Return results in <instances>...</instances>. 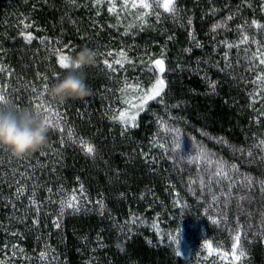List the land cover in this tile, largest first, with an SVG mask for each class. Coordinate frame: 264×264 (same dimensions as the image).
Masks as SVG:
<instances>
[{"label": "trees", "instance_id": "obj_1", "mask_svg": "<svg viewBox=\"0 0 264 264\" xmlns=\"http://www.w3.org/2000/svg\"><path fill=\"white\" fill-rule=\"evenodd\" d=\"M87 1L0 0V95L44 118L58 110L64 127L51 123L47 146L23 158L0 148V262L223 264L206 259L196 229L205 219L204 239L230 241L192 193L196 168L188 166L182 146L175 161L166 147L179 130L228 159L246 188L236 196L247 194L251 210L264 217V195L259 200L250 190V183L264 182V80H256V69L235 48L243 27L256 28L264 47V27L252 23L264 26V0H174L179 20L150 14L128 32L108 22V7L97 15ZM112 46L124 53L120 71L104 63L112 65L114 54L113 61L101 55ZM84 47L96 52L94 65L77 70L92 95L55 101L50 88L73 70L60 65V55L71 61ZM157 59L164 61L163 73ZM126 79L145 90L165 81L135 127H125L139 103L123 102ZM72 200L76 206L63 211ZM258 231L246 234V256L230 264H264V231ZM178 247L184 255L176 254Z\"/></svg>", "mask_w": 264, "mask_h": 264}, {"label": "rangeland", "instance_id": "obj_2", "mask_svg": "<svg viewBox=\"0 0 264 264\" xmlns=\"http://www.w3.org/2000/svg\"><path fill=\"white\" fill-rule=\"evenodd\" d=\"M95 1L96 0H93L92 6L94 7V10L95 8L98 9L96 14H103V11L100 9V7H108L109 13H107V11L105 13L104 11L106 18L110 19L108 22L111 23L114 21L116 24L119 23L122 27H126V32H128L129 29L132 30L133 28H136L138 23L145 20L150 14H155L158 16V18L161 17L163 19H168V15H171V19L174 20L179 16L180 12L179 9L175 7V4V10L173 12L165 11L162 6L163 0H147V2L152 5L150 9H144L142 7L132 8L131 5L134 0H126L127 6H125V0H109L108 4H94ZM87 2H89V0ZM135 2L138 3V0H135ZM158 3L160 5L159 7L157 6ZM113 5L115 6V10L110 12L109 8ZM145 12H147L148 15H144ZM140 17L143 18L141 19ZM241 26L237 27V31L238 28H242ZM240 30V34L237 32L235 33V37H239V41L235 45V48H238L237 50L239 51V54H242L243 61L246 62L249 59V64L254 66V69H256L257 72H255V75L258 76L261 73H264L259 62L260 59H264V47L259 45V42H257L259 41V33L256 28L253 29L254 31L251 29H245L244 27ZM245 37H247V40L244 39ZM115 48L116 46H112L111 50L107 49L101 55H104L107 52L105 59H112V61L114 58L120 61L124 60L123 56L119 55L118 52H114ZM108 53H112V55H108ZM113 54L115 56L114 58H112ZM122 65L123 61H121L120 64L113 63L111 69L120 71L122 69ZM156 78L157 74L154 73L152 76H150V80H145L144 83L148 85L156 80ZM126 80H124V87H126L128 90L126 95L123 96V102H125V100H136L141 97L145 91V86L143 83L139 82L137 79ZM56 113H58L60 117L63 114L62 112H58V110ZM44 114L47 116L46 113ZM54 114L55 113H52L50 117H47L51 120V123H53L52 125L56 129L63 130V122H61V119L57 118V116ZM172 135L173 136L170 137L169 142V147L171 148L166 147V150L174 158L173 161H175L179 157L178 152L180 149L174 150L173 140L177 136V132L172 133ZM178 135L179 142L181 143L182 147L186 140L191 142L190 146L188 147V142L186 141L185 150L186 157L188 158V166L196 168L197 171V176H193L192 172L190 173L192 177L190 180L193 182L195 187L193 188L192 193L194 195L196 194V196L200 195L199 197L202 198V202H204V206H206L204 208L205 214L203 213L204 217L207 216L208 219H206L216 228H218L221 233L226 234L230 240L229 242L228 240L226 242V239L221 242H213V240L209 238L204 239L206 236V232H204L206 223L204 222L205 219H203L201 225L199 227L197 226L196 229L199 232V236H201L203 239V243L206 248V259H211L213 261L215 260L216 262H221L222 260L223 264H230V262L238 263L247 254L245 244L246 234L251 229L254 230L255 234H259L258 229L264 231V217L256 216V211L251 210L253 205L247 194L241 195L240 197L236 196V194L241 193L240 190L244 189L245 187H243L244 184H239L241 181L235 178L236 176L234 175L233 169H231L229 165L226 164L229 163L228 159H224L221 155H214V151H211L209 146L200 145L199 147L194 143L196 137H192L191 139L188 135L187 138H184L181 135L185 134L180 131L178 132ZM196 142L198 144L200 143L199 140ZM202 142H204V140ZM201 149H203V151H201ZM194 160L195 162H198L196 166L192 164L194 163ZM189 162H191V164ZM181 163H183V161H181ZM217 172L227 173V176L225 177L223 174L217 176ZM250 185V190L257 192L260 200L264 195V190L261 188L262 183L259 181H254L250 183ZM74 198L76 197L74 196ZM71 199H73V196ZM198 201L201 202L200 199H198ZM70 203L72 206H76L77 201L72 200ZM68 205L69 203H65L63 205V211H67ZM237 236H239L238 241L236 239ZM208 245H211V248H209ZM234 247L235 253H233ZM241 253H243V255H241ZM237 257H239V259H237Z\"/></svg>", "mask_w": 264, "mask_h": 264}, {"label": "clouds", "instance_id": "obj_3", "mask_svg": "<svg viewBox=\"0 0 264 264\" xmlns=\"http://www.w3.org/2000/svg\"><path fill=\"white\" fill-rule=\"evenodd\" d=\"M95 61L96 52L82 48L70 61L73 70L50 88L49 95L60 103L90 97L92 89L85 75L77 70L94 65ZM49 131L48 121L37 111L20 109L6 98L0 99V148L7 149L16 158H23L47 146Z\"/></svg>", "mask_w": 264, "mask_h": 264}, {"label": "snow or ice", "instance_id": "obj_4", "mask_svg": "<svg viewBox=\"0 0 264 264\" xmlns=\"http://www.w3.org/2000/svg\"><path fill=\"white\" fill-rule=\"evenodd\" d=\"M97 3H99V0H97ZM125 6H127V5H126V0H125ZM157 6H158V7L160 6L159 3L157 4ZM162 6H163L164 10H165V11H168V12H173V11L175 10V8H174V0H163V5H162ZM131 7H132V8L142 7V8H144V9H150V8L152 7V5L149 4V3L147 2V0H138V3L135 2V0H134V2L132 3ZM114 10H115V6H114V5H113L112 7L109 8V11H110V12H111V11H114ZM144 15H148V13L145 12ZM140 18L142 19L143 17H140ZM228 19H231V17H228ZM189 23H191V21H189ZM252 23H253L257 28L264 27V26L258 24L256 21H252ZM218 26H219V25H218ZM29 39H31L30 36H29ZM244 39L247 40V37H245ZM228 47H232V45H228ZM108 55H112V53H108ZM120 55H121V56H124V53L121 52ZM259 62H260V64H264V59H260ZM59 63H60V65H61L63 68H65V69L71 67V64H70V61H69V57L66 56V55H60ZM104 63H105L106 65H108L109 68L112 67V65L109 64L107 60L104 61ZM114 63L120 64L121 61H120V60H115ZM154 64H155V66L159 69V72H160V73H163V72H164V70H165V69H164V61H163L162 59H157V60H155V61H154ZM76 67L79 68L80 66L77 65ZM256 80H257V81H262V80H264V73H261L260 75H258V76L256 77ZM164 88H165V81H164L163 79H157L155 85H154L152 88H150V89H148V90H145L144 93H143V95H142L141 97H139V103H138V104H133V105H132V107L135 108V109H137V111L134 112V113H132V114H129V115L127 116V120H126V122H125V127H128V126H129V123H128V122H132V123H131V126L135 127L136 124H135L134 122H135L136 119H137V116H138V114H139V111H143V110H144V106L147 104V102H148L149 100H153V99H155L157 96H161V93L163 92ZM256 95L258 96L259 93H257ZM2 98H3V96L0 95V99H2ZM38 107H42V106L38 105ZM44 111H48V109H47V108H44ZM54 115H56L57 118H59V114H58V113H55ZM262 115H264V114H262ZM45 119L48 121L49 125H51V120H50L48 117H45ZM119 119H120L121 121H125V114H124V113H121L120 116H119ZM174 131L177 132V136H176V137L174 138V140H173L174 150H179V149H181V143L179 142V135H178L179 130H174ZM186 141L188 142V147H189L191 142L188 141V140H186ZM186 141H185L184 144H183V148H184V149H186ZM222 142H223V141H222ZM82 143H83V142H82ZM260 146H261V147H264V140L260 141ZM85 150H86V152L89 153V154H93V153H94V147L91 146V145H87L86 148H85ZM201 151H203V149H201ZM42 154H43V153H42ZM249 155H251V153H249ZM262 159H264V157H262ZM232 167H233V168H237L238 166H236V165H232ZM221 174H223L225 177L227 176V173H222V172H217V173H216L217 176H219V175H221ZM249 179H250V178H249ZM262 186H264V182H262ZM73 199H74V197H73ZM68 206H69V207H72V204L69 203ZM133 222H135V221H133ZM214 222H215V221H214ZM56 226L59 227L58 224H57ZM236 239H237V241H238V240H239V236H237ZM175 243H177V244L179 245L180 242L177 240V241H175ZM208 247L211 248V245H208ZM233 253H235V247L233 248ZM176 254H177L178 256H180V255H184V253L180 250L179 247L177 248V252H176ZM42 255H43V254H42ZM241 255H243V253H241ZM237 259H239V257H237ZM0 264H2V262H0Z\"/></svg>", "mask_w": 264, "mask_h": 264}]
</instances>
